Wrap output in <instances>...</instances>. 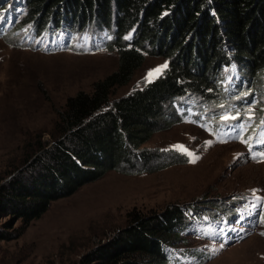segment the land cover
Masks as SVG:
<instances>
[{
    "label": "trees",
    "instance_id": "obj_1",
    "mask_svg": "<svg viewBox=\"0 0 264 264\" xmlns=\"http://www.w3.org/2000/svg\"><path fill=\"white\" fill-rule=\"evenodd\" d=\"M20 30L19 44L44 53L105 49L84 42L105 32L119 57L116 72L91 93L69 98L58 112L60 138L48 149L37 143L41 153L26 158L24 168L0 187V214L21 219L22 230L51 203L109 171L139 174L187 164L186 154L142 148L159 130L192 123L218 142L238 139L253 153L264 144V0H0V38L18 37ZM147 53L168 60V68L112 101L117 89L133 81ZM252 107L261 111L249 118ZM242 207L249 215L222 209L200 219V207L187 205L137 217L80 264H184L179 255L186 253L174 247L181 235L207 219L214 226L217 215L228 223L253 215V205Z\"/></svg>",
    "mask_w": 264,
    "mask_h": 264
},
{
    "label": "rangeland",
    "instance_id": "obj_2",
    "mask_svg": "<svg viewBox=\"0 0 264 264\" xmlns=\"http://www.w3.org/2000/svg\"><path fill=\"white\" fill-rule=\"evenodd\" d=\"M22 32L18 37L0 38V187L24 168L26 158L35 159L41 153L37 143L48 149L60 138L58 112L68 99L80 92L91 93L97 82L119 67L118 53L109 49L112 42L105 32L87 35L84 42L107 49L54 53L19 44ZM168 64L163 57L147 53L133 81L117 89L112 101L144 88ZM260 111L250 108L249 118ZM142 148L177 151L186 154L189 162L139 174L109 171L73 195L51 203L25 230L21 219L0 214V264H80L137 217L153 218L173 207L196 205L202 219L222 209L241 213L243 204L254 206L253 215L238 222L241 226L247 222L245 232L217 215L214 226L207 219L205 225L181 235L174 247L186 253L179 255L184 264H264V223L256 204L264 203V152L255 158L244 142H218L192 123L159 130ZM75 212L83 214L78 217ZM61 216L64 223L57 225Z\"/></svg>",
    "mask_w": 264,
    "mask_h": 264
},
{
    "label": "bare ground",
    "instance_id": "obj_3",
    "mask_svg": "<svg viewBox=\"0 0 264 264\" xmlns=\"http://www.w3.org/2000/svg\"><path fill=\"white\" fill-rule=\"evenodd\" d=\"M99 198H101V197H99ZM92 201H93V200H92ZM97 202H98V200L96 201V203H97ZM91 203H92V202H91ZM93 203H94V202H93ZM92 205H93V204H92ZM98 205H99V204H98ZM95 206H96V205H95ZM95 206H94V207H92V208H95ZM88 207H89V206H88ZM98 207H100V205H99ZM85 208H86V207H85ZM85 208H84V209H85ZM90 208H91V207H90ZM87 211H89V210H87ZM85 212H86V211H85ZM79 213H80V215H79V214H77V212H75L74 214H75L76 216H78V215H79V216L81 217V216H82V214H83V212H79ZM81 213H82V214H81ZM74 214L72 213L71 215H73V216H74ZM67 216H68V219H69V218L71 219V217H69L70 215H67ZM76 216H74V217L76 218ZM79 216H78V217H79ZM59 218H60V219H59V220H57V222H56V223H57V225H58V222H60V223H64V221L62 222V220H63L65 217H62V216H61V217H59ZM75 218H74V219H75ZM72 219H73V218H72ZM72 219H71V220H72ZM74 219H73V220H74ZM71 220H69V222H68V223H70V222L74 223V221H75V220H74V221H71ZM66 221H67V220H66ZM76 222H77V221H76ZM54 225H55V224H54Z\"/></svg>",
    "mask_w": 264,
    "mask_h": 264
},
{
    "label": "snow or ice",
    "instance_id": "obj_4",
    "mask_svg": "<svg viewBox=\"0 0 264 264\" xmlns=\"http://www.w3.org/2000/svg\"><path fill=\"white\" fill-rule=\"evenodd\" d=\"M162 67H163V68H166L167 65H164V66H162ZM161 71H162V68H161V69H156V70H155V72H157V73H159V72H161ZM152 74H153V73H149V76H151ZM262 124H264V121H262ZM262 142H264V141H262ZM177 149H178V150H182V151H184V152H185L187 155H189V156H192V155H193L192 153H188L187 150L183 148V146H177ZM192 162H195V159H193Z\"/></svg>",
    "mask_w": 264,
    "mask_h": 264
}]
</instances>
